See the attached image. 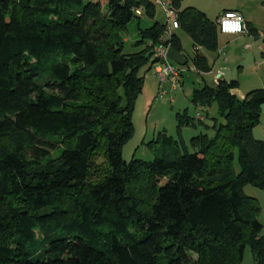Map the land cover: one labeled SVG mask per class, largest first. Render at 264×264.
I'll return each mask as SVG.
<instances>
[{
  "label": "trees",
  "instance_id": "obj_1",
  "mask_svg": "<svg viewBox=\"0 0 264 264\" xmlns=\"http://www.w3.org/2000/svg\"><path fill=\"white\" fill-rule=\"evenodd\" d=\"M171 2L195 70L209 72L198 50H217L218 16ZM135 9L154 16L147 0H0V264H244L246 246L264 264L260 205L243 192L264 189V141L252 135L263 88L241 98L235 79L193 89L194 107L215 103L222 119L205 126L211 135L185 144L159 131L152 160L122 159L139 70L160 42L183 51L155 21L137 22V49L124 53ZM184 126L195 118L177 113Z\"/></svg>",
  "mask_w": 264,
  "mask_h": 264
},
{
  "label": "rangeland",
  "instance_id": "obj_2",
  "mask_svg": "<svg viewBox=\"0 0 264 264\" xmlns=\"http://www.w3.org/2000/svg\"><path fill=\"white\" fill-rule=\"evenodd\" d=\"M261 0H181V7L193 6L205 12L209 19L214 20L220 11L228 6H238L241 3H248L255 10H258ZM257 12V11H256ZM164 23L165 16L160 6L155 5L154 16L148 17L143 12L140 13L138 19H132L127 24L125 30L121 32L124 40L123 52L129 53L137 49L134 42L137 39L136 24L140 27H148L153 22ZM263 31V30H261ZM183 47L182 53L187 57L185 65H177L180 69L179 79L173 86L169 81L159 82L153 71L148 68V64L144 65L139 73L143 74L142 91L136 97L131 113L133 130L121 148V157L124 161L131 158L143 159L150 161L154 157L152 148L147 144L155 139L159 131H164L173 138L181 137L185 144L191 136L198 133L212 134L210 128L216 118L217 122L222 119L217 113L215 103L207 109L194 107L191 102L192 91L204 84H211V76L207 74H199L191 61L193 54L191 39L189 36L176 30ZM221 39L231 38L232 36H221ZM246 36L244 40L237 41L233 44L228 43L230 53L225 54L214 52H206L213 60L222 62L228 60V64L232 69L233 77L237 80L235 93H243V95L251 90L258 88L260 81L264 82V46L262 37ZM233 38V37H232ZM247 44V45H245ZM262 44V47L258 46ZM259 80V81H258ZM258 86V87H257ZM238 90V91H237ZM243 97V96H242ZM186 112L188 116L195 118L196 126H184L179 133L176 128V114ZM198 112L202 123H199L196 117ZM254 138L264 141V105L260 112L259 122L252 129ZM233 167L237 172L239 167L237 163V151L234 149ZM245 195L257 199L260 210L257 214L258 221L263 225L261 234L264 233V189H260L251 185L243 188ZM242 262L244 264H254L249 247L243 250Z\"/></svg>",
  "mask_w": 264,
  "mask_h": 264
},
{
  "label": "built area",
  "instance_id": "obj_3",
  "mask_svg": "<svg viewBox=\"0 0 264 264\" xmlns=\"http://www.w3.org/2000/svg\"><path fill=\"white\" fill-rule=\"evenodd\" d=\"M158 5L164 12L166 30L163 34V39L169 37L172 30L178 27L176 20V10L172 6L171 0H147ZM137 14L140 13L139 9H135ZM218 30L224 34H247V28L242 15L235 10L223 11L216 20ZM240 27H235L236 24ZM264 37V30L258 33V37ZM169 45L165 43H158L153 48V58L155 62L151 66L153 74L156 76L159 82L165 80L169 81L173 86L179 79L180 69L174 62L170 61L166 56V50ZM199 116L198 112L196 113Z\"/></svg>",
  "mask_w": 264,
  "mask_h": 264
},
{
  "label": "crops",
  "instance_id": "obj_4",
  "mask_svg": "<svg viewBox=\"0 0 264 264\" xmlns=\"http://www.w3.org/2000/svg\"><path fill=\"white\" fill-rule=\"evenodd\" d=\"M258 6H259L258 10L253 9L251 7V5L248 4V3H241L238 6H235V5L234 6H228V7L224 8V9H222L217 16H219L225 10H235V11L239 12L242 15L245 24L249 28H254L259 33V32H261V30H264V0H261L260 1V4ZM172 31H175L176 32V29H174ZM220 34H221V36H225V37L232 36L233 38L231 37V38L221 39L219 37V35H218V39H217V50H216L218 54L219 53L225 54V52L227 54V51H228V53H230V50L228 48V43L229 42H230V44H233V43H235L237 41L244 40L245 37H246L244 35L250 36L248 33L247 34H224V33H220ZM251 37H253V36H251ZM180 42H181V40H180ZM262 44H263V42H262ZM262 44L259 45L258 47L261 48L262 47ZM245 45H247V44H245ZM181 46H182V44H181ZM182 50H183V47H182ZM198 51L202 55H204L206 57L208 63L211 66L210 71L207 72V73H205V74L211 76V79H210L211 84H213V83L215 84L217 82L216 79L217 80L218 79H223V75L222 74H219V71H220L221 68H224V69H226L229 72L230 79H234L232 69L229 66V64L227 63L228 60H223L222 62H219V64H218L217 60H214V59L212 60L206 54V52H208V51H205V50H202V49H199ZM258 86H257L258 88H263L264 89V82L261 80ZM235 91H236V88L231 89V93L235 94L237 97L241 98L243 96V93H239V95H238V93H235Z\"/></svg>",
  "mask_w": 264,
  "mask_h": 264
},
{
  "label": "water",
  "instance_id": "obj_5",
  "mask_svg": "<svg viewBox=\"0 0 264 264\" xmlns=\"http://www.w3.org/2000/svg\"><path fill=\"white\" fill-rule=\"evenodd\" d=\"M166 56L170 61H172L178 65H184L185 64L186 60H185L183 54L181 52L174 50L171 46L167 47ZM219 74L223 75L224 80H226V81L230 80V74L226 69L221 68L219 71Z\"/></svg>",
  "mask_w": 264,
  "mask_h": 264
},
{
  "label": "clouds",
  "instance_id": "obj_6",
  "mask_svg": "<svg viewBox=\"0 0 264 264\" xmlns=\"http://www.w3.org/2000/svg\"><path fill=\"white\" fill-rule=\"evenodd\" d=\"M235 27L239 28V27H240V25L237 23V24L235 25Z\"/></svg>",
  "mask_w": 264,
  "mask_h": 264
},
{
  "label": "bare ground",
  "instance_id": "obj_7",
  "mask_svg": "<svg viewBox=\"0 0 264 264\" xmlns=\"http://www.w3.org/2000/svg\"><path fill=\"white\" fill-rule=\"evenodd\" d=\"M216 79V78H215ZM216 81H217V79H216ZM214 84V83H213Z\"/></svg>",
  "mask_w": 264,
  "mask_h": 264
}]
</instances>
